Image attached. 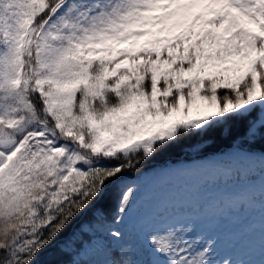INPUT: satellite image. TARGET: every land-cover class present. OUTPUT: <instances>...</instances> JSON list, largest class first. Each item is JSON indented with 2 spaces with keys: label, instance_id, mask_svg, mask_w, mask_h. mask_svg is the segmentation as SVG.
Here are the masks:
<instances>
[{
  "label": "snow or ice",
  "instance_id": "snow-or-ice-1",
  "mask_svg": "<svg viewBox=\"0 0 264 264\" xmlns=\"http://www.w3.org/2000/svg\"><path fill=\"white\" fill-rule=\"evenodd\" d=\"M0 264H264V0H0Z\"/></svg>",
  "mask_w": 264,
  "mask_h": 264
},
{
  "label": "trees",
  "instance_id": "trees-1",
  "mask_svg": "<svg viewBox=\"0 0 264 264\" xmlns=\"http://www.w3.org/2000/svg\"><path fill=\"white\" fill-rule=\"evenodd\" d=\"M186 158L187 154L183 149L175 148L162 156L156 163H164L165 161H182Z\"/></svg>",
  "mask_w": 264,
  "mask_h": 264
}]
</instances>
